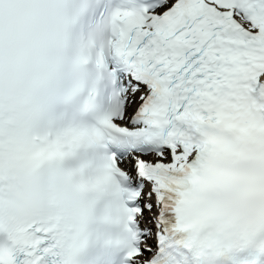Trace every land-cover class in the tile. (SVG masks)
Masks as SVG:
<instances>
[{
    "label": "snow or ice",
    "instance_id": "obj_1",
    "mask_svg": "<svg viewBox=\"0 0 264 264\" xmlns=\"http://www.w3.org/2000/svg\"><path fill=\"white\" fill-rule=\"evenodd\" d=\"M0 264H264V0H0Z\"/></svg>",
    "mask_w": 264,
    "mask_h": 264
}]
</instances>
